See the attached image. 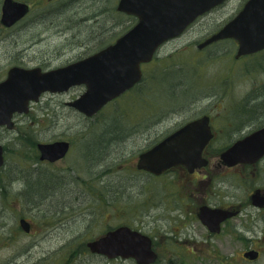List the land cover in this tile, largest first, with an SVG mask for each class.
I'll return each instance as SVG.
<instances>
[{
    "label": "rangeland",
    "instance_id": "1",
    "mask_svg": "<svg viewBox=\"0 0 264 264\" xmlns=\"http://www.w3.org/2000/svg\"><path fill=\"white\" fill-rule=\"evenodd\" d=\"M245 1H225L163 44L154 59L142 65L144 79L139 85L93 116L68 104L85 91L84 85H77L62 93H43L27 114L15 115L14 128L3 127L0 264H136L133 259L101 258L85 245L108 224L121 222L156 237L159 257L154 264H264V246L257 247L262 250L258 260L248 261L241 255L244 247L188 242L192 237L199 240L195 231L203 230L193 223L176 230L177 211L162 201L169 197L163 178L136 168L138 153L163 135L160 130L143 133L146 111L173 114L169 121H177L197 112L238 110L239 104L249 106L240 112L250 116L249 123L264 124V108L250 111L264 100V51L236 57L234 39L198 47ZM28 2L31 11L26 17L12 27L0 24V79L18 63L43 70L69 64L108 45L134 23L117 10L118 0ZM54 138L71 140L70 153L54 166L37 163L34 139ZM56 173L63 179L52 178ZM70 178L75 180L73 187L84 180L89 203L81 211L73 210L77 218L62 223L58 217L71 212L62 211ZM113 188L118 197L96 199L100 190L107 193ZM21 216L31 221V233L20 226ZM170 221L175 231L169 228Z\"/></svg>",
    "mask_w": 264,
    "mask_h": 264
},
{
    "label": "water",
    "instance_id": "2",
    "mask_svg": "<svg viewBox=\"0 0 264 264\" xmlns=\"http://www.w3.org/2000/svg\"><path fill=\"white\" fill-rule=\"evenodd\" d=\"M225 0H118L117 10L133 15L137 22L115 42L84 58L56 68L13 65L0 80V126L12 129L16 114H27L31 104L45 92H64L77 85L85 91L68 104L86 116L98 113L108 102L131 89L143 77L142 64L150 62L159 47L180 36L200 15ZM22 0H3L0 23L11 27L30 12ZM238 41L236 57L264 49V0H247L242 9L218 32L199 47L219 39ZM201 118L192 121L143 151L137 167L155 174L180 163L190 169L206 163L202 152L212 136ZM70 143L66 140L40 143L41 159L55 161L64 157ZM264 156V126L236 141L221 154L228 165L254 162ZM5 164V149L0 141V168ZM212 212H220L212 210ZM24 231L31 225L20 220ZM93 253L108 258H133L137 264H153L158 253L152 238L140 230L121 225L88 242ZM259 251L250 249L245 257L256 259Z\"/></svg>",
    "mask_w": 264,
    "mask_h": 264
},
{
    "label": "flooded vegetation",
    "instance_id": "3",
    "mask_svg": "<svg viewBox=\"0 0 264 264\" xmlns=\"http://www.w3.org/2000/svg\"><path fill=\"white\" fill-rule=\"evenodd\" d=\"M223 40L224 39H219L216 42ZM212 43L214 42L209 44ZM261 51H264V49ZM94 52L96 51H93L90 54ZM255 53L258 52H254L252 54ZM139 83L126 92L135 89ZM235 107L241 108L238 110L236 108H232V110H229L228 112H197L190 117L181 116L182 118L177 121H169L173 114L157 116L156 112H144V116L142 118L144 125L143 133L150 135L153 131L158 132V130H160L158 133H162L163 135L159 140L150 144L147 148L138 153L136 168L140 172L148 175L163 178V182L166 184L164 186V190L169 194V197L167 196V198H164L162 201L166 205L167 202H169L171 206L170 210L177 211L175 225L178 228H175L176 230L181 231L185 227L192 225V223L199 225L203 230V232H201L202 234H199L197 229L195 231L196 234L198 233L197 237L199 240L192 237V239L188 240V242H191L194 245L196 244L211 247H244L246 249L241 252L242 258L248 261H255L262 256V250L257 247L264 246V156L254 162H239L234 165H228L221 158V154L231 147L236 141L263 127L264 124L253 125L247 121L249 120L248 118H250L249 115H243L240 113L249 106H240L238 104ZM250 111L254 112L255 108H250ZM201 118L206 119L203 121L212 133L211 138L205 145L202 152L206 163L201 166H196L193 169H190L184 163H180L163 170L160 174H155L137 167L139 156L143 151L149 149L188 123ZM1 130H3V126H0V132ZM34 140V146L36 149L35 156L38 158L36 159L37 163H45L50 166H54L64 160L72 148V141L69 139L54 138L46 141L41 139ZM57 140L69 141L70 146L66 155L55 161L41 159V151L38 145L40 143L53 142ZM147 140L150 141L151 138L149 137ZM2 168L3 166L0 170ZM63 177L64 176L61 174H52V178L57 181H60ZM67 183L69 187L68 190H66L67 196L64 198L62 211L65 212V210H69L71 212L64 213L65 216L69 213L65 218L63 217L61 219L58 217L57 221L62 223L68 220L70 221L73 218H77V216H72L71 213L73 210L78 209L81 211L83 207H87L89 203L87 202L88 199L85 198L86 190L82 189L84 180L80 181L81 184L79 186L75 184L76 186L74 187L72 186L75 183L74 179L70 178ZM1 192L3 193V184L1 185ZM22 192L23 191H21V193ZM99 192L100 194L97 192L98 198H93L99 200L105 198L106 196L107 199L113 200L116 196L118 197V192H116L114 188L112 191H108L107 193L102 190ZM149 201H151L150 197ZM76 204H78V206H75ZM212 210H219L220 212H212ZM105 216H107V213ZM22 218H25L30 223V231L26 233H31L33 229L31 221L26 216H21L20 220ZM170 224L171 227L169 228L172 231H175L172 227V221H170ZM121 225H128L133 229L141 230L132 224L124 222L118 224H108L98 235L87 240L85 245L88 247L89 241L97 239L106 234L109 230L115 229ZM145 233L152 238L153 247L155 249L156 237L148 232ZM74 239L75 238H71L69 241L72 242ZM250 249H256L259 251V256L256 259H249L245 257V252ZM92 254H96L101 258L110 260L120 259V257L108 258L106 255L98 253Z\"/></svg>",
    "mask_w": 264,
    "mask_h": 264
},
{
    "label": "trees",
    "instance_id": "4",
    "mask_svg": "<svg viewBox=\"0 0 264 264\" xmlns=\"http://www.w3.org/2000/svg\"><path fill=\"white\" fill-rule=\"evenodd\" d=\"M24 1H27V2H28L29 0H24ZM131 17H132V19L134 20V23H135V22L137 21L136 17H134V16H131ZM134 23H133L131 26H133ZM131 26H129V28H130ZM129 28H128V29H129ZM128 29H127V30H128ZM125 31H126V30H125ZM125 31H124V32H125ZM124 32H123V33H124ZM121 34H122V33H121ZM121 34H120V35H121ZM110 43H111V42H110ZM103 47H104V46H103ZM101 48H102V47H101ZM18 65H21V64L18 63ZM143 79H144V78H143ZM259 107L264 108V100H263L262 102H260L259 104H257L255 109H257V108H259Z\"/></svg>",
    "mask_w": 264,
    "mask_h": 264
}]
</instances>
